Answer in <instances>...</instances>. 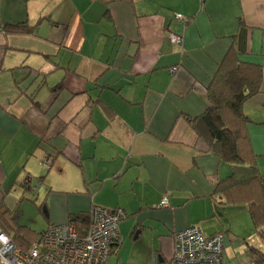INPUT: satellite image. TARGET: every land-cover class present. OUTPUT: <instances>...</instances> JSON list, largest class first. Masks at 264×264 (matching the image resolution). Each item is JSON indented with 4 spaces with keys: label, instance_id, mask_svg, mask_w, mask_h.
Returning a JSON list of instances; mask_svg holds the SVG:
<instances>
[{
    "label": "crops",
    "instance_id": "1",
    "mask_svg": "<svg viewBox=\"0 0 264 264\" xmlns=\"http://www.w3.org/2000/svg\"><path fill=\"white\" fill-rule=\"evenodd\" d=\"M229 48L262 70L243 111L264 175V0H0V188L43 177L33 189L44 187L48 225L92 204L122 208L108 259L127 243L165 264L173 233L198 225L223 234L233 264L231 235L258 234L245 205L215 193L230 166L191 127ZM258 242L248 247L264 252Z\"/></svg>",
    "mask_w": 264,
    "mask_h": 264
},
{
    "label": "trees",
    "instance_id": "2",
    "mask_svg": "<svg viewBox=\"0 0 264 264\" xmlns=\"http://www.w3.org/2000/svg\"><path fill=\"white\" fill-rule=\"evenodd\" d=\"M12 27L18 31L26 30L24 24ZM261 71L258 65L241 61L236 51L229 48L206 87L208 106L191 120V127L212 152L230 166V174L216 183L215 193L229 204L245 205L255 232L264 239V175L258 171L247 130L251 120L243 111L244 103L260 92ZM61 87L58 85L54 89ZM42 179L38 177L32 181L28 178L25 182L38 186ZM25 182L20 185L23 187ZM68 222L75 225L79 235H84L90 223L89 211L70 214ZM0 228L22 249L30 247L42 232L35 233L17 224L5 208L3 199L0 201ZM248 254L249 264H264V252L258 248L249 246Z\"/></svg>",
    "mask_w": 264,
    "mask_h": 264
},
{
    "label": "built area",
    "instance_id": "3",
    "mask_svg": "<svg viewBox=\"0 0 264 264\" xmlns=\"http://www.w3.org/2000/svg\"><path fill=\"white\" fill-rule=\"evenodd\" d=\"M175 17L187 22L181 14L175 13ZM168 35L173 45L182 46L183 36ZM165 206L168 200L163 196L159 207ZM89 216L84 235H79L68 221L49 224L27 249L15 245L0 228V264H106L112 246L120 242L119 225L127 215L120 207L92 204ZM172 238V256L165 264H222V233L207 236L198 225H192L175 231Z\"/></svg>",
    "mask_w": 264,
    "mask_h": 264
},
{
    "label": "rangeland",
    "instance_id": "4",
    "mask_svg": "<svg viewBox=\"0 0 264 264\" xmlns=\"http://www.w3.org/2000/svg\"><path fill=\"white\" fill-rule=\"evenodd\" d=\"M29 184L30 189H28ZM23 185V189L19 188L18 184L10 185V183H6L1 186L0 189L3 193V203L17 224L24 225L33 230L35 233H39L45 230L48 225L46 214L43 209L44 205H42L44 202V187L42 186L37 191H34L33 188L36 183L25 182ZM241 227L243 226H239V228ZM246 229L254 232L252 226H248V228L244 226L240 231L244 233ZM246 236L247 234L244 236L231 235L232 242L225 248V252L226 255L230 257L233 264H249L248 244L255 245L256 247L259 246L257 235L253 233L248 240L245 238ZM243 238L247 240V242L243 240ZM130 249H132V244L131 246L127 243L124 244V246H122V257L118 258L117 261V257L115 255H111L107 264H154L153 261L151 262L148 259L141 260L133 258L134 256L130 254Z\"/></svg>",
    "mask_w": 264,
    "mask_h": 264
}]
</instances>
